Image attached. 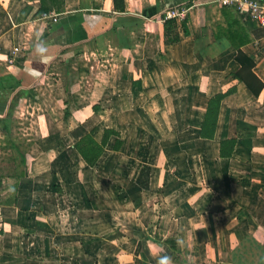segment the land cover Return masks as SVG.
<instances>
[{
  "label": "crops",
  "instance_id": "crops-1",
  "mask_svg": "<svg viewBox=\"0 0 264 264\" xmlns=\"http://www.w3.org/2000/svg\"><path fill=\"white\" fill-rule=\"evenodd\" d=\"M116 1L0 0V264H264V28L256 95L221 0Z\"/></svg>",
  "mask_w": 264,
  "mask_h": 264
},
{
  "label": "trees",
  "instance_id": "trees-1",
  "mask_svg": "<svg viewBox=\"0 0 264 264\" xmlns=\"http://www.w3.org/2000/svg\"><path fill=\"white\" fill-rule=\"evenodd\" d=\"M41 1V12H49L54 8L59 9L62 7L64 0H40ZM115 2H117L115 0ZM222 14L225 18L226 26H221L223 34L231 41V43L238 49L237 59L242 64L241 70L238 72V76L249 86V88L256 94L259 95L263 83L252 71L254 60L251 56L247 55L241 47L250 42L252 37L249 31L244 27L241 19L235 14V12L229 9L228 5H224ZM175 18L166 20L167 25L174 26L176 24ZM186 20L183 24L185 25Z\"/></svg>",
  "mask_w": 264,
  "mask_h": 264
},
{
  "label": "built area",
  "instance_id": "built-area-1",
  "mask_svg": "<svg viewBox=\"0 0 264 264\" xmlns=\"http://www.w3.org/2000/svg\"><path fill=\"white\" fill-rule=\"evenodd\" d=\"M223 5L233 6L245 18L254 20L264 28V0H221ZM186 12L185 8H177L168 13L169 17H178ZM20 51V47L13 49V54Z\"/></svg>",
  "mask_w": 264,
  "mask_h": 264
},
{
  "label": "clouds",
  "instance_id": "clouds-1",
  "mask_svg": "<svg viewBox=\"0 0 264 264\" xmlns=\"http://www.w3.org/2000/svg\"><path fill=\"white\" fill-rule=\"evenodd\" d=\"M36 50L39 52V53H44L47 51L46 49V46L43 45V44H38L36 45ZM169 258L168 257H163L161 258L160 260H158V264H164V262H166Z\"/></svg>",
  "mask_w": 264,
  "mask_h": 264
},
{
  "label": "rangeland",
  "instance_id": "rangeland-1",
  "mask_svg": "<svg viewBox=\"0 0 264 264\" xmlns=\"http://www.w3.org/2000/svg\"><path fill=\"white\" fill-rule=\"evenodd\" d=\"M4 136V134H1V136H0V138H4L3 137ZM7 151V146H6V144H4V143H0V164H3V161H4V159H1L3 156H5V152Z\"/></svg>",
  "mask_w": 264,
  "mask_h": 264
}]
</instances>
